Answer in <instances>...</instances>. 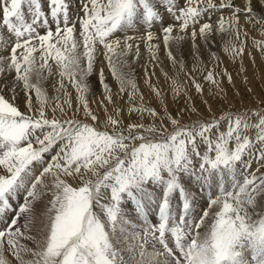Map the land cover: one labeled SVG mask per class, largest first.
Listing matches in <instances>:
<instances>
[{"label":"snow or ice","instance_id":"snow-or-ice-1","mask_svg":"<svg viewBox=\"0 0 264 264\" xmlns=\"http://www.w3.org/2000/svg\"><path fill=\"white\" fill-rule=\"evenodd\" d=\"M142 44L177 70L175 113L148 67L159 105L138 87ZM217 44L241 70L246 51L264 57V2L0 0V264H264V101L213 111L232 82L203 65Z\"/></svg>","mask_w":264,"mask_h":264},{"label":"rangeland","instance_id":"rangeland-1","mask_svg":"<svg viewBox=\"0 0 264 264\" xmlns=\"http://www.w3.org/2000/svg\"><path fill=\"white\" fill-rule=\"evenodd\" d=\"M256 5V14H260V3L264 2V0H253ZM251 35L259 36L257 33L252 32ZM249 48H251V42H249ZM142 56L139 61L133 63L134 69V78L137 81L138 87L141 92L144 93L145 98L149 101V103L153 106H158L160 101L154 96L150 95V90L148 84L145 82V67L149 68L147 73L148 76L151 77V83L166 94L165 95V103L168 104L169 111L175 113L181 106L184 105V100L179 99L178 101H174L171 92L168 90L167 82L164 76V72H168L169 75H173L176 73V69L172 67L170 61L166 57L165 50L161 45V50L158 53L160 57L159 63L154 65L148 64V56L144 52V45H141ZM253 54L255 55V60L248 55L247 51L243 57V70H241L240 61H233L230 56L222 51V48L219 44L209 50H205L203 53L202 61L203 65L206 66L207 69H214L218 74L222 73L223 69H227V71L232 75V82L229 83L226 76H220V85L224 89L226 94V103H217L209 100V103L213 106V111L215 112L217 109H226L228 105H231L233 109H244V108H256L260 105L261 101H264V57L260 55L259 52L252 49ZM211 53H215L216 56L219 57V61L211 55ZM174 54H177L174 52ZM178 58H182L185 62V71L191 73L199 80L201 83L203 81V71H195L194 70V61L190 54V50H185L182 54H177ZM99 65L94 69L93 73L88 77L89 83V102L90 106L94 109L98 108V101L103 99L102 88L99 83ZM154 67V75L151 69ZM105 77L107 78V82L112 88L113 92H115L118 88L116 81L111 77L107 68L104 69ZM247 77V80H245ZM181 81H187L189 85H191V81L188 77L181 72L178 77ZM205 93L202 98L199 99H208V92L210 89V85L204 83ZM69 91L72 93L73 98V108L76 106L75 99V90L69 88ZM190 93L193 95V99L197 101L198 107L202 111H205L204 105L199 103L197 99L198 94L195 93V90L189 87ZM125 100L127 99V95H125ZM122 103V102H121ZM159 111V107H157ZM101 114H103L101 112ZM136 117L133 116L132 120L135 121ZM130 122L127 118L125 119V123ZM255 163L253 164V168H255ZM39 173L37 172V175ZM154 211V209H153Z\"/></svg>","mask_w":264,"mask_h":264},{"label":"bare ground","instance_id":"bare-ground-1","mask_svg":"<svg viewBox=\"0 0 264 264\" xmlns=\"http://www.w3.org/2000/svg\"><path fill=\"white\" fill-rule=\"evenodd\" d=\"M21 108H22V110H23V105H21Z\"/></svg>","mask_w":264,"mask_h":264}]
</instances>
